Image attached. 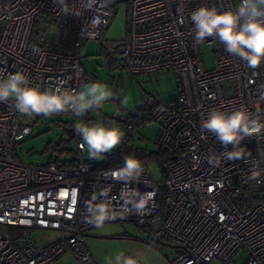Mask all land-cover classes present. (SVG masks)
I'll return each instance as SVG.
<instances>
[{
	"label": "built area",
	"instance_id": "1",
	"mask_svg": "<svg viewBox=\"0 0 264 264\" xmlns=\"http://www.w3.org/2000/svg\"><path fill=\"white\" fill-rule=\"evenodd\" d=\"M107 1L94 0L86 7L87 0H67L80 15H64L54 0H0V78L19 70L42 91L62 85L78 92L85 82L80 51L88 42L102 40L112 17ZM241 2H130L127 39L111 49L133 76L171 73L177 99L149 108L143 119L126 124L117 149L136 151L137 129L157 125L155 158L162 161L161 183L152 182L145 169L139 182L126 185L103 174L121 166L85 162L71 112L53 116L71 117L67 124L78 156L76 168L22 164L16 146L32 135V128L20 124L24 115L11 101L0 102V264H55L66 254L95 264L84 244L86 234L96 227L90 223L86 202L102 190L107 197L96 202L108 203L116 214L105 223H132L144 229L151 241L177 251L171 264H264V129L241 141L245 159L230 161L222 154L231 145L225 148L202 127L210 111L230 113L241 106L264 123V62L251 69L216 37L197 42L190 19L198 7L235 11ZM205 55L213 56L210 69L204 67ZM146 159L150 158L141 161ZM253 171L258 173L254 180ZM125 189L130 195L154 191L155 206L150 204L142 214L121 213ZM2 227L25 233L13 239ZM30 230L61 232L65 237L39 251L30 242Z\"/></svg>",
	"mask_w": 264,
	"mask_h": 264
},
{
	"label": "clouds",
	"instance_id": "2",
	"mask_svg": "<svg viewBox=\"0 0 264 264\" xmlns=\"http://www.w3.org/2000/svg\"><path fill=\"white\" fill-rule=\"evenodd\" d=\"M54 2L64 15L68 13L80 15L69 7L67 0ZM93 3L94 0H87L86 7H91ZM190 19L194 25L197 42H203L208 37H216L230 54L246 61L251 69L258 68L264 62V0H242L241 6L235 11H219L215 7L201 6L191 12ZM180 23H183L182 17ZM114 95L108 85L100 82L86 83L78 92L66 90L62 85L42 91L39 85L30 84L29 76L23 71L18 70L0 78V102L11 101L15 109L27 117L33 115L51 117L63 112L83 117L91 110L103 108L105 102ZM261 99H264V95ZM120 104L127 107V98L122 99ZM202 127L214 134L225 148L231 145V150L222 155L227 160L234 161L245 159L247 153L245 148L240 146L241 141L246 136L264 129V123L259 116L253 115L241 106L230 113L215 109L210 111ZM74 129L82 137L80 148L81 150L86 148L89 160L105 159V154L116 149L125 138V132L115 120L88 123L78 121ZM212 162L210 158L209 163ZM144 171L143 161L127 155L121 167L105 171L103 174L110 175L114 180L124 181L127 185L130 182H139ZM257 176L258 173L253 171L250 179L254 180ZM155 195L154 191L147 193L136 191L130 195L127 189L122 190L121 198L124 205L120 212L142 214L150 204L155 206ZM106 197L107 191L102 190L86 202L90 223L97 228L103 227L107 220L116 219V214L108 203L96 202ZM115 260L116 264H137L134 258L122 254L117 255Z\"/></svg>",
	"mask_w": 264,
	"mask_h": 264
},
{
	"label": "rangeland",
	"instance_id": "3",
	"mask_svg": "<svg viewBox=\"0 0 264 264\" xmlns=\"http://www.w3.org/2000/svg\"><path fill=\"white\" fill-rule=\"evenodd\" d=\"M131 0H110V13L112 17L105 30L101 41L88 42L80 51V66L84 71L86 83L100 82L109 86L115 93L114 97L105 102L103 108L91 110L87 114L90 118L86 121L83 117H76V122L85 123L93 121L110 122L115 120L123 130V125L118 121L122 112L124 116L137 111L149 109L154 106H167L177 99V88L174 76L169 72H159L152 75L133 76L124 67L120 58L111 49L112 46L121 44L127 39L128 14ZM213 56H203V64L206 69L212 67ZM83 84V85H84ZM80 87L79 91L81 90ZM127 98V107H123L120 101ZM121 117V116H120ZM122 118V117H121ZM20 124L29 125L32 135L25 137L16 146L17 156L22 164L44 165L51 159L54 162L64 163L78 158L74 140L66 142V136L55 123H69L71 117H19ZM158 133L157 125L146 124L137 129L135 150L143 152L146 159L144 167L150 179L154 183H161L163 175L161 171L162 161L156 159L159 153L155 145ZM64 141L63 147L59 144ZM50 150L45 152L47 146ZM63 150L61 154L60 151ZM113 149L110 152H115ZM85 162L97 164L105 163L103 160H89L85 148L83 152ZM5 233H10L8 228L2 227ZM31 243L40 251L45 246L61 240L64 233L55 231L30 230ZM85 248L96 259V264H116V256L132 257L139 264H171L176 257V250L168 244L151 241L149 234L132 223H104L101 228H93L85 238ZM67 264H92L82 263L70 258ZM210 264H222L216 260Z\"/></svg>",
	"mask_w": 264,
	"mask_h": 264
},
{
	"label": "trees",
	"instance_id": "4",
	"mask_svg": "<svg viewBox=\"0 0 264 264\" xmlns=\"http://www.w3.org/2000/svg\"><path fill=\"white\" fill-rule=\"evenodd\" d=\"M147 111H148V109H144V110H141V111L130 113V115H128V116H124L122 114V112H120L119 114H120V116L122 118L119 116L118 121L121 122L123 127H124L129 122H132L134 120L143 119L146 116ZM83 118L86 121L90 120L88 114L83 116ZM105 122H107V121L105 120ZM55 124H56L57 127L61 128L63 130L64 135L67 137L66 131L69 129L68 124L67 123H59V122H57ZM59 145L61 147H63L64 141H61ZM49 150H50V145L46 147L45 152L49 151ZM60 153L62 154L63 150H61ZM127 155L135 156V157H137L140 160L143 159V158H146L144 156L143 152H140V151L127 152V151L122 150V149H117L115 152L106 153L105 154V163L97 164V167H119V166H122L124 157L127 156ZM51 163H55L57 165V168L59 170H62V171H70V170L75 169L76 166H77V161L76 160H71L69 162H64V163H58V162H54L53 160L49 159L48 160V164H51ZM10 229H12V230H10L9 234H10V236L13 239H19L25 233V230L16 229V228H10Z\"/></svg>",
	"mask_w": 264,
	"mask_h": 264
},
{
	"label": "crops",
	"instance_id": "5",
	"mask_svg": "<svg viewBox=\"0 0 264 264\" xmlns=\"http://www.w3.org/2000/svg\"><path fill=\"white\" fill-rule=\"evenodd\" d=\"M176 253H177V251H176ZM70 258H73V257L66 254V255L62 256L60 259H58L55 264H67V262L70 260ZM96 263H97V261L95 262V264Z\"/></svg>",
	"mask_w": 264,
	"mask_h": 264
},
{
	"label": "water",
	"instance_id": "6",
	"mask_svg": "<svg viewBox=\"0 0 264 264\" xmlns=\"http://www.w3.org/2000/svg\"><path fill=\"white\" fill-rule=\"evenodd\" d=\"M107 4H108V5L110 4V0L107 1ZM66 133H67L66 142H69V141L71 140V138H72V130H71V129H68V130L66 131Z\"/></svg>",
	"mask_w": 264,
	"mask_h": 264
}]
</instances>
